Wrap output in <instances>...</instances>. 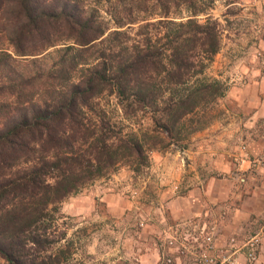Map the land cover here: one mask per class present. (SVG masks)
<instances>
[{"label": "trees", "instance_id": "trees-1", "mask_svg": "<svg viewBox=\"0 0 264 264\" xmlns=\"http://www.w3.org/2000/svg\"><path fill=\"white\" fill-rule=\"evenodd\" d=\"M217 1L0 0V264H69L67 198L211 125L227 90L207 75Z\"/></svg>", "mask_w": 264, "mask_h": 264}, {"label": "crops", "instance_id": "crops-1", "mask_svg": "<svg viewBox=\"0 0 264 264\" xmlns=\"http://www.w3.org/2000/svg\"><path fill=\"white\" fill-rule=\"evenodd\" d=\"M231 72L225 95L217 106L221 117L196 133L193 147L182 153L189 160L188 175L182 177L185 169L180 164L172 175L174 179H160L162 204L156 211L149 209L141 215L144 222L139 232L137 264H160L168 255L173 258L172 264H200L196 254L178 257L175 249L166 245L174 231L178 236L206 231L218 247L231 239L236 247H242L250 237L261 233L264 72L254 59L235 65ZM165 159L162 156L159 164ZM100 199L111 214L126 207L124 200L123 205L117 204L121 199L113 194ZM261 237L253 264H264V234ZM236 257L240 264L244 263L242 254Z\"/></svg>", "mask_w": 264, "mask_h": 264}, {"label": "rangeland", "instance_id": "rangeland-1", "mask_svg": "<svg viewBox=\"0 0 264 264\" xmlns=\"http://www.w3.org/2000/svg\"><path fill=\"white\" fill-rule=\"evenodd\" d=\"M225 1L218 0L210 11L213 18L221 21L224 32L222 48L214 57L207 75L221 77L218 79L227 84L234 66L244 61L254 59V63L264 72V0H240L236 4L237 14L226 16L229 23L223 21V15L229 7ZM99 7L103 9L101 5ZM102 15L105 17L103 12ZM100 104L113 120L121 119V112L113 98L102 99ZM214 114V120H219V108ZM123 123L130 125L124 120ZM135 128L131 125V129ZM192 139L187 148L195 144ZM176 152L179 157L173 156L177 155ZM182 153L184 150L153 152L149 169L135 174L122 167L117 173L67 198L60 206L61 213L66 216L62 220V227L67 239L74 238L73 247L77 249L74 260L69 264H137L139 232L144 222L142 216L149 209L156 211L163 202L159 180L174 179L172 175L180 164L185 169L182 177L188 175L189 160ZM162 156L166 159L163 164H159ZM105 194L120 198V202L117 201L119 205H123L121 201L124 200L126 207L117 214L109 213L106 204L100 199Z\"/></svg>", "mask_w": 264, "mask_h": 264}, {"label": "built area", "instance_id": "built-area-1", "mask_svg": "<svg viewBox=\"0 0 264 264\" xmlns=\"http://www.w3.org/2000/svg\"><path fill=\"white\" fill-rule=\"evenodd\" d=\"M241 149L246 151V146ZM260 160V159H259ZM261 233L250 237L242 247H236L234 239L224 246H216L212 234L206 231L198 233H185L180 236L174 231L166 240V245L176 251V256L186 255L189 252L196 254L200 264H240L236 255L242 254L243 264H253L257 260L258 250L261 244V235L264 234V214L262 217ZM173 258L163 257L160 264H172Z\"/></svg>", "mask_w": 264, "mask_h": 264}]
</instances>
